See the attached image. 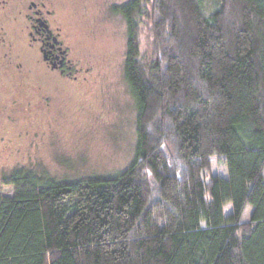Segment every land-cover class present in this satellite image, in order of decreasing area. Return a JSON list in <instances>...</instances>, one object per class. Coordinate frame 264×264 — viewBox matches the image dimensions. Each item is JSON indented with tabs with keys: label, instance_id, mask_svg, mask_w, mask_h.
Returning a JSON list of instances; mask_svg holds the SVG:
<instances>
[{
	"label": "trees",
	"instance_id": "16d2710c",
	"mask_svg": "<svg viewBox=\"0 0 264 264\" xmlns=\"http://www.w3.org/2000/svg\"><path fill=\"white\" fill-rule=\"evenodd\" d=\"M112 12L126 26L133 160L77 181L10 175L0 264H264V0H127ZM212 157L228 177L211 175Z\"/></svg>",
	"mask_w": 264,
	"mask_h": 264
},
{
	"label": "rangeland",
	"instance_id": "374dc122",
	"mask_svg": "<svg viewBox=\"0 0 264 264\" xmlns=\"http://www.w3.org/2000/svg\"><path fill=\"white\" fill-rule=\"evenodd\" d=\"M126 1L50 0L73 49L71 55L75 53L78 67L86 71L77 84L66 82L60 92L46 89L48 100L41 108L28 112L19 106L7 113L14 120L8 136L19 150L0 155V196L14 193L6 181L15 172L77 181L116 175L132 162L136 109L123 77L126 26L112 12ZM152 49L150 32L142 28V56L149 59ZM5 97L0 91V105L5 106L1 101ZM211 175L228 177L226 166L216 157L211 159ZM231 211L228 202L223 212ZM251 215L252 207L246 205L240 221L249 222Z\"/></svg>",
	"mask_w": 264,
	"mask_h": 264
},
{
	"label": "flooded vegetation",
	"instance_id": "af4514ba",
	"mask_svg": "<svg viewBox=\"0 0 264 264\" xmlns=\"http://www.w3.org/2000/svg\"><path fill=\"white\" fill-rule=\"evenodd\" d=\"M68 42L50 0H0V91L6 96V107L0 105V114L6 113L0 117V155L19 150L8 136L14 120L7 113L19 106L28 112L41 108L46 89L60 92L86 71Z\"/></svg>",
	"mask_w": 264,
	"mask_h": 264
}]
</instances>
